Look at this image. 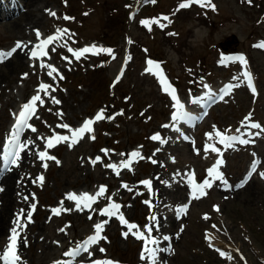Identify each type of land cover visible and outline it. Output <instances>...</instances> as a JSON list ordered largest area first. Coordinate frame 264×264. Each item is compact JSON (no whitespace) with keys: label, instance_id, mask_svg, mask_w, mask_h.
Instances as JSON below:
<instances>
[{"label":"rangeland","instance_id":"374dc122","mask_svg":"<svg viewBox=\"0 0 264 264\" xmlns=\"http://www.w3.org/2000/svg\"><path fill=\"white\" fill-rule=\"evenodd\" d=\"M34 1L41 5L35 12L37 15L46 9L40 27L35 29L42 37L53 35L57 29H67L70 33L47 46L48 55L42 62L55 66L63 78L69 75L71 79L63 81L56 73L49 77V69L40 67L42 62L34 67L32 62L24 60L20 63L14 57L11 60L15 63L13 73L10 64L1 65V75L7 76L1 82L0 147L19 101L22 99V105L26 103L31 94H37V85L41 83L52 85L55 91L49 89L47 97L44 92L39 93L44 103L37 102L36 114L29 122L37 129L34 133L39 137H47L53 132L64 133L67 129L59 130L58 125H75L101 110L106 117L114 118L95 122L92 125L94 132L86 133L71 147L62 142L47 149L59 164L53 160L41 163L29 160L25 167L23 163L18 166L31 181V185L26 180L19 181L26 187L27 211L32 203L36 204L30 222L34 226L25 228L29 238L21 236L23 241L26 240L20 252L25 263L64 261L67 256L63 253L92 232L98 218L87 211L61 210L59 215H53L52 210L61 207L64 193L108 186L105 195L100 197V204H104L120 188L118 183L126 184L132 190L117 193L115 199L122 202L120 212L124 217L142 229L150 219L145 201L152 200L156 189H149L141 182L150 180L152 183L158 176V190L162 191L165 200L162 206L166 207L163 213L167 214L162 216L167 230L161 231L159 227L157 232L169 237L161 246L168 252L158 254L163 264L264 263V178L261 175L264 173V48L254 47L264 41V0H252L251 3L248 0H212L215 10L199 4L180 9L178 6L183 0H157V6L144 5L133 19L128 18L127 6L139 7L140 0ZM29 5L25 3L23 11ZM48 10L54 11L56 16H51ZM21 12L15 11L16 14L0 19L1 46L11 47L15 39H19L14 20L18 14L25 20L26 16ZM153 12L156 14L150 15ZM65 16L71 19H64ZM164 16L169 20H163ZM153 19H159L166 27L152 24L149 30L141 23ZM36 40L37 36L30 42ZM89 42L100 44L99 48L112 49V54L87 53L76 59L68 50H76ZM233 50L245 55L246 70L256 80L255 93L247 87L242 74L245 67L240 62L220 63L221 57H227ZM126 55L124 74L114 84ZM149 59L163 60L166 76L177 86L181 97L199 91L201 86L209 83L220 86L233 82L240 86L234 88L225 102L212 108L209 116L180 141L164 127L172 110V101L162 90L157 77L145 70ZM25 73L28 74L26 77ZM51 96L61 103H53ZM249 114L251 118L246 120ZM251 123H258L261 128H251L248 126ZM217 130L247 132L243 139L250 144L224 149L217 139L210 140L207 135ZM154 135L161 139H151ZM92 136L98 138L92 139ZM209 144H215L220 154L205 151ZM36 148L43 151V147ZM102 149L109 152L105 154ZM133 149L144 158L133 162L125 171L119 170L117 179L105 172L103 166L112 160H127ZM97 156L101 160L91 163ZM218 159L223 160L219 170L227 186L216 180L206 189L207 195L199 199L187 197L188 173L193 172L203 182L209 179L207 170ZM253 161H259L258 169L243 187H236ZM45 162L47 168L42 166ZM41 175L44 177L42 184L37 180ZM176 189L180 192L175 193ZM183 202L187 203L188 209L179 216L177 212ZM66 207L63 204V208L70 209ZM94 209L97 208L94 206ZM171 217L174 218L172 221ZM104 220L108 223L101 235L106 239L91 249V259L110 258L118 264H147L141 259L144 241L133 234L122 235L128 230L118 226L115 219ZM39 228V237H33ZM206 234L213 247L209 246ZM8 237V234L0 237V250ZM99 248L106 251L102 253ZM217 249L227 255L221 256ZM86 262L91 263L87 254L86 259L75 261L76 264Z\"/></svg>","mask_w":264,"mask_h":264},{"label":"snow or ice","instance_id":"6c2138e0","mask_svg":"<svg viewBox=\"0 0 264 264\" xmlns=\"http://www.w3.org/2000/svg\"><path fill=\"white\" fill-rule=\"evenodd\" d=\"M152 2H155V0H152ZM249 3L252 2V0H248ZM192 4H199L201 7H211L213 10H215V5L212 3V0H183L179 4V8H188ZM49 14L53 17L56 16V13L54 11L48 10ZM64 19H71L70 17L65 16ZM163 20H169L167 16L162 17ZM142 24L149 27V30H151L152 24H159L161 28L166 27L165 24H160L159 19H153V20H144L141 21ZM37 35V40L39 43H36L33 45L32 49L30 50L29 56L30 59H40L41 57H45L48 55L47 46L54 44L56 41L63 39V37L70 35L67 29H57L56 32L53 35H48L46 38L41 39L42 33H40L39 30H35ZM170 35H173V33H170ZM66 46V44H65ZM27 45L23 44L22 42L18 41L16 45L10 49V50H0V63H3L5 60L11 58L13 54L17 52L18 49L26 48ZM254 47H260L264 48V41L260 42L257 45H254ZM70 52L73 53L76 59H80L81 56L92 53V54H99V52H105L108 54H112V49L109 48H98L96 45H92L89 47H85L80 50H73L72 48L68 49ZM52 51H55V48H52ZM63 59H67V57H62ZM114 58V57H113ZM128 59H131V57H128ZM229 61H238L241 65L247 68V60L243 55H237V56H227L222 57L220 60L221 64H226ZM148 67L145 69L147 72L155 75L157 79L159 80L162 90L167 92L172 100L174 101V107L176 109V112L173 114L172 119L173 121L179 122V121H191L194 119V117L191 116V114L187 111H185V105L181 103L176 89L172 87L170 84L167 76L164 74V70L161 68L160 64L158 62H155L151 59H149L147 62ZM40 67L47 68L48 70V76L53 77V73H56L60 79H63V76L59 74V70L51 65V64H45L41 63ZM243 76L247 80L248 87L255 93V87L252 83V76L251 74L245 70L243 73ZM28 74L25 73L24 76L26 77ZM119 79V77H118ZM233 79H239V77H234ZM239 84H229L226 85L225 88L221 89V93L223 95L229 94L233 88L239 87ZM207 87V86H205ZM49 89L52 91H55V88H52V85L47 83H41L39 85V88L37 90V94L32 96L30 100L26 103H24L21 106V109L18 113H14L15 117V123L10 131L9 136L7 137V142L4 144V153H3V159L5 162V165H17L18 161L20 160L21 156L20 153L24 151L29 144H35V141L31 140H21V136L24 133L25 129H31L32 132H36L37 129L32 126L29 121L32 119V117L36 114V106L37 102H39L41 105L44 103L40 92H44L45 95H50ZM223 95L220 97L223 98ZM212 94L209 93L207 97H199L196 100H194V103H198L201 100L207 98L211 99ZM51 99L53 103L59 104L61 103L58 99H56L54 96H51ZM58 115H63L62 113H58ZM114 117L108 116L106 117L104 115V111L101 110L94 118L86 119L83 124L75 129H71L70 126L66 123L58 125V127L69 129L71 132V136L67 135H60L55 132H53V135L51 137H37V139H43L45 140V150L43 151H37L36 155L41 161H47V160H53L57 164L60 162L57 160L55 156L49 155L47 152V149L55 147L57 144L62 142H68L69 147L72 145L78 143L81 139L84 138L85 133H93L94 129L92 125L102 119H113ZM251 118V114H249V117H246V120ZM251 128L260 129L261 125L258 123H251L248 125ZM179 131V129H176ZM236 131H239L237 129ZM259 135V133H256ZM209 139H217L218 142L222 145H224L225 148H231L233 147L234 143L239 142L241 144H247L249 143L248 140L242 139L240 136L237 135H227L219 130L215 131V133H208L207 134ZM92 139H95L94 136L91 137ZM151 139L159 140L161 139L159 135H154L151 137ZM211 151L215 152L217 154H220V149L215 146V144H209L205 146V151ZM105 154L109 152L107 149H102ZM124 155V154H121ZM130 159L124 160L120 163V165L116 164H108L106 167L112 168L116 170L117 175H119V168H125L128 169L131 167L133 161L136 158L143 159L144 157L141 156V153L139 151H133L130 154H128ZM101 158L97 156L95 159L91 160V163L95 164L99 162ZM155 162V161H153ZM223 163L222 159H218L216 163L210 167L207 170L209 179H205L203 183L197 184L195 182V176L190 175L188 178V183L192 186V198L193 199H199L202 196L207 195L206 189L211 188L213 185V182L216 180L222 181L227 186V181L224 179L223 173L219 170L220 165ZM257 162H254L252 165V169L248 174V178L251 177L252 172L256 170ZM42 166L44 168H47V163H43ZM262 176H264V173H261ZM37 180L42 184L44 177L41 175L37 177ZM35 182V181H34ZM143 185L151 189V181L150 180H144L141 182ZM167 183V182H165ZM247 183V178L242 181L240 184L236 185V187H243L244 184ZM123 187L127 188L128 185H123ZM0 191H3L2 188H0ZM106 187L100 186L99 190L94 194H89L87 192L76 194V193H69L67 194V199L75 202V207L77 210L81 209H90L94 203L97 202L98 197H102L105 195ZM25 200L28 199L27 196L24 197ZM109 200L111 198L109 197ZM146 204H151V201H145ZM215 207V206H214ZM121 205L115 202H111L109 206L104 207L103 209L99 210L100 215L107 216V217H117L120 222L125 225L128 229L127 232L122 233L125 237L129 235V233L135 235L137 239H141L144 241V248L141 254V259L145 260L147 264H163V261L158 258V254L164 253L168 251L167 248H161L159 246V238L153 237L151 234L153 232V229L159 230V223L157 220V216L153 214L151 216V220L153 221L152 226H144L146 228V233L141 230V227L136 225L135 223L129 222L127 219H125L123 213L120 212ZM36 204L32 203L30 205L29 210L25 214V210L21 209L20 212L17 214L16 220L14 221V227L10 230V235L8 237V243L3 248V250H0V264H24L22 256L19 254L18 251V245L21 242V236H20V229L25 228L27 226V223H30L32 221V212L35 211ZM61 210L64 211H71V209H65L63 208V201H61V207L53 209V213L55 215H59ZM218 210V207H217ZM185 209L181 208L179 209V212H184ZM91 219V217H89ZM208 217L205 216V219ZM25 221V222H22ZM108 223L107 220L98 222L94 225V234L89 235L86 239L83 241H78L76 246L73 247L71 250L66 251L63 253L64 256L71 257L70 260L67 261H57L55 264H73L74 261L77 260L78 257L81 256L82 253L87 254V259L91 261V264H115L112 260H92V250H90V246L97 245L100 240L106 239V237L102 236L101 233L104 230V226ZM215 228L216 226L213 225ZM133 230H136L133 232ZM62 231V230H61ZM163 240H168V236H163ZM206 239H209V246L213 247L211 243V239L206 234ZM24 243L26 245V240H24ZM100 252H105L106 250L104 248H99ZM217 251H220L217 249ZM221 256L227 255L225 252L220 251ZM229 259H231L230 256H228Z\"/></svg>","mask_w":264,"mask_h":264},{"label":"bare ground","instance_id":"6f19581e","mask_svg":"<svg viewBox=\"0 0 264 264\" xmlns=\"http://www.w3.org/2000/svg\"><path fill=\"white\" fill-rule=\"evenodd\" d=\"M11 2H12V0H11ZM33 2H35V1L34 0H24V1L22 0L21 3L16 5V7H13V4H12L10 9H6L5 10V13H7V15H9V17H10V15L16 14L15 11L19 12L21 10H22L21 13L24 12V15L26 16L25 20L23 21L22 17H20V14H18V16L14 20V25H15V30L17 31L18 36H20L19 37V41L22 42L23 44L27 45V47L23 48V49H18L17 52L15 54H13V56L11 58L5 60L3 63H0V66L1 65H5V64H10V66H11V70L10 71H12L11 73H13V71L15 70V65H14L15 63L11 62V60L14 57H16L17 60L20 63H23L24 60H26L28 63L32 62L31 66H34V67L37 66L38 62L39 63L42 62V57L40 59H30V56H29L30 50L32 49L33 45H35L36 43H39L38 40H36L34 42H30V40L33 39L34 37H36L35 29H36L37 26H39L41 24V18H43L44 17L43 14L46 13V9L43 8V12L44 13L40 14V15H37L35 12H36V10H39L41 5L38 2H37V4L33 3ZM25 3H30V5L25 8L26 11L25 10L23 11L22 6H24ZM31 7H34V8H31ZM40 16H42V17H40ZM41 39H43V38H41ZM15 45H16V43H15ZM15 45H13L10 49H12ZM92 45H96L98 48H99V46H101L100 44H98L96 42H89V43L79 47L76 50H80V49H83L85 47H89V46H92ZM10 49H1V50L7 51V50H10ZM5 76H7V75L6 74H2L1 75V72H0V94L3 91L1 82L4 80ZM210 90H211V88L209 89V91L208 90H204V93L202 94V97H207V95L209 93H211V94L214 93L213 91H210ZM34 95L35 94H32L29 97V100ZM45 97H47V95ZM20 101H19V106L16 108L14 113H18L20 111L21 106H22V102H20ZM97 113H95L94 115H92L90 117H84L77 124L71 126L70 128L71 129H75V128L80 127L86 119L94 118L97 115ZM14 123H15V120L13 121V125H14ZM13 125H12V127H13ZM12 127H11V129H12ZM57 128H59V130L63 129L61 127H57ZM10 131L11 130H9L8 132H10ZM52 135L53 134H50L48 137H51ZM60 135L71 136V132L69 131V129H67L66 132L60 133ZM22 136L25 137L24 140L35 141V144H29L27 146V148L20 153L21 158L18 161V166L21 163H23V166L25 167L29 160H33V161H37V162L41 163L42 161L36 155L37 151H40V149L38 150L36 147L37 146L38 147H43V150H44L45 149V140L37 139V137H39V136H37L36 133L29 131L28 129H25V131L22 134ZM7 137H8V135L6 133H4V135L2 137L3 144L7 142ZM0 161L3 164V168L0 171V188L3 189V191H0V237H1L2 235L10 233V230L14 227V221L16 220L17 214L20 212L21 209L25 210V214L27 213L28 203L24 199V194L26 193V187L23 186L22 183L19 182V181H21V180L22 181L23 180L28 181L29 179L26 178L25 174H23L22 172L19 171V169H18L19 167L17 165H5V162H4V159H3V154H2L1 151H0ZM85 163H87V162H85ZM120 163H121L120 160H118V161L112 160L108 164L120 165ZM103 167H104L105 172L109 173L110 176H112V178L117 179V177H119L117 175L116 170H114L112 168H108L106 166H103ZM120 171H125V170H124V168H121ZM29 184L31 185V181H28V185ZM158 184H159V176L156 177V178H153L152 183H151L152 188L156 189L155 190L156 193L155 192L153 193L154 196H152V200H151L153 202V206H152L151 211H150L149 224L153 222L151 220V216L153 214H155L157 216V220L159 221L160 229L163 230V231L164 230L166 231L167 230L166 229V225L164 224L165 218H163V216H162L163 214H167V213H163V211L166 209L165 206H162V204L165 202V200L162 198V191L158 190L160 188V186H158ZM117 186L120 187V188H118L116 191H114L112 193V196L110 197L111 200H109V202L106 203L105 205H103L100 209H103L104 207L109 206V204L111 202H114L117 193H120V192H123V191H126V190H128V191L132 190V189H128V188L123 187V185H119V183L117 184ZM98 190H99V186H97L96 188H94L92 190H82L81 189V190L70 191V192L68 191L67 193H64L63 196H62L63 204H64L65 207L67 206L66 208H70L72 213H74V212L77 213L78 211L79 212L80 211H82V212L88 211L92 215H96L95 210H93V206L94 205H98V202L101 199L100 197L97 198V202L94 203L90 209H81V210H77L76 207H75V202L71 201V200H68L66 197H67V194H69V193L81 194V193L87 192L89 194H94ZM189 191H190V188H189ZM178 192H180V190L176 189L175 193H178ZM188 196H191V194L189 193ZM115 203L120 204V202H115ZM147 205H148L147 207H148V210H149L150 209V205L149 204H147ZM181 208L186 209V204L185 203L182 204L180 206V209ZM54 209H56V208H54ZM97 214L99 216V219H98V221L96 223L101 222L103 217H104V216L100 215L99 211H98ZM53 215H55V214H53ZM105 217H107V216H105ZM111 219L112 220L115 219V221L118 224V226H123L126 230H128L127 227L125 225H123L117 217H111ZM173 219L174 218L171 217L170 221H172ZM22 222H25V221H22ZM27 226L31 229L34 225L33 224H28ZM25 228L21 229L20 236L26 235V238H29V235L26 232L27 228L26 229ZM41 228H43V227H41ZM41 228H39L37 231L34 232L33 237H36V238L39 237V230ZM135 231L136 230H133V232H135ZM142 231H144L145 234H147L146 233V229H142ZM154 232H157V230L155 228L153 229L152 233H154ZM92 234H94V232ZM58 235L61 236V234H58ZM162 237L163 236L161 235V240H159V246H160L161 242L165 241V240L162 239ZM23 247H25V245H24L23 238L21 237V242L18 245V251L21 252ZM71 249L72 248L68 249V251L71 250ZM166 252H168V251H166ZM166 252H164V253H166ZM81 256H82V259L85 258L84 255H81ZM68 258L71 259V257H68ZM23 262H24V264H26L24 260H23ZM28 264H30V263L28 262ZM53 264H55V263H53ZM80 264H91V263L90 262H86V263H80Z\"/></svg>","mask_w":264,"mask_h":264},{"label":"trees","instance_id":"16d2710c","mask_svg":"<svg viewBox=\"0 0 264 264\" xmlns=\"http://www.w3.org/2000/svg\"><path fill=\"white\" fill-rule=\"evenodd\" d=\"M259 264H262V263H259Z\"/></svg>","mask_w":264,"mask_h":264}]
</instances>
